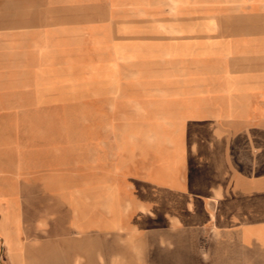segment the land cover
I'll return each instance as SVG.
<instances>
[{
    "label": "crops",
    "instance_id": "crops-1",
    "mask_svg": "<svg viewBox=\"0 0 264 264\" xmlns=\"http://www.w3.org/2000/svg\"><path fill=\"white\" fill-rule=\"evenodd\" d=\"M82 1L0 0V97L60 79L46 64L75 54ZM231 58L213 92L235 97L228 107H242L244 118L168 121L161 135H125L124 122L92 119L84 132L6 137L0 191L22 192L5 195L20 201L22 226L0 236L5 264H28L30 251L43 263L46 249L61 246L67 233L23 224L51 223L34 204L64 195L70 234L116 237L102 247V264H264V56ZM126 234L131 246L120 242Z\"/></svg>",
    "mask_w": 264,
    "mask_h": 264
},
{
    "label": "rangeland",
    "instance_id": "rangeland-1",
    "mask_svg": "<svg viewBox=\"0 0 264 264\" xmlns=\"http://www.w3.org/2000/svg\"><path fill=\"white\" fill-rule=\"evenodd\" d=\"M78 7L75 54L70 62L46 64V75L60 79L27 81L0 97L1 183L6 137L68 135L76 126L84 132L92 119L124 122L125 135H161L172 130L168 121L244 118L242 107H228L235 97L213 89L224 82L232 56H264V0H87ZM233 23L251 31H234ZM256 24L262 31H252ZM8 194L22 192L0 191V236L22 226L20 201L7 200ZM64 197L34 204L51 223L23 224L29 232L67 233L59 248L46 249L43 263L28 252V264H102V247L116 245V237L70 234ZM120 242L131 246V235ZM5 261L0 239V264ZM103 264L115 261L105 257Z\"/></svg>",
    "mask_w": 264,
    "mask_h": 264
}]
</instances>
